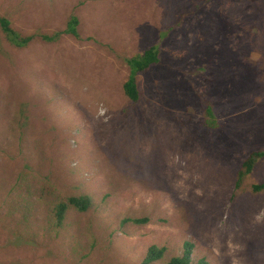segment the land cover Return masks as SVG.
I'll list each match as a JSON object with an SVG mask.
<instances>
[{
    "label": "rangeland",
    "instance_id": "374dc122",
    "mask_svg": "<svg viewBox=\"0 0 264 264\" xmlns=\"http://www.w3.org/2000/svg\"><path fill=\"white\" fill-rule=\"evenodd\" d=\"M0 14L25 35L79 21V38L24 48L0 32V264H141L149 245L175 252L186 239L206 264H264V189L251 188L264 185V156L235 185L246 155L264 153V0H0ZM153 45L159 60L131 102L124 60ZM24 159L98 203L70 216L72 237L14 234L9 189ZM90 219L88 251L75 231Z\"/></svg>",
    "mask_w": 264,
    "mask_h": 264
},
{
    "label": "trees",
    "instance_id": "16d2710c",
    "mask_svg": "<svg viewBox=\"0 0 264 264\" xmlns=\"http://www.w3.org/2000/svg\"><path fill=\"white\" fill-rule=\"evenodd\" d=\"M78 24V18L71 15L65 29L61 31L50 34L25 35L12 26V22L8 17L0 14V32L5 40L16 48L26 47L36 37H40L46 42H56L62 34L79 38ZM158 54V45H153L141 54L125 58L124 61L129 68V74L122 85V90L129 101H138L139 90L136 76L151 65L156 64L159 60ZM24 104L26 103L22 102V108L15 115L20 118L18 123L20 131L17 136L20 142L26 136L28 124V117L24 116ZM206 115L205 124L210 128L216 127L213 111L208 109ZM263 156L264 153L260 150H253L246 155L236 174V187L240 186L244 178L251 173L257 160ZM37 165L28 159H24L9 189L11 197L8 203V215L14 218V234L23 241L33 243H37L40 238L54 241L67 233L72 237L70 216L95 213L99 210V205L92 195L82 192L71 178H64L63 181L62 177H58L50 170L42 171ZM251 188L253 192H259L264 189V185L255 184ZM106 197H108V194L103 195L102 199L104 200ZM149 221V216L126 215L120 223L143 226ZM75 234L81 238L84 237L87 244L84 243L82 248L88 251L93 250L98 243V232L95 228L94 219H90L85 226L79 227ZM193 247V243L188 239L183 241L181 247L175 252H170L166 245L151 244L145 250L141 264H206L203 258L195 259L192 256Z\"/></svg>",
    "mask_w": 264,
    "mask_h": 264
}]
</instances>
